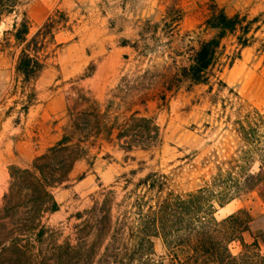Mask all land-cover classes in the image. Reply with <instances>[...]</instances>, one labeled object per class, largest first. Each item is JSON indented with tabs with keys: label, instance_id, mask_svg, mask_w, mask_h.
<instances>
[{
	"label": "rangeland",
	"instance_id": "1",
	"mask_svg": "<svg viewBox=\"0 0 264 264\" xmlns=\"http://www.w3.org/2000/svg\"><path fill=\"white\" fill-rule=\"evenodd\" d=\"M43 1L48 0H0V203L10 168L29 167L62 139L73 88L89 92L103 111L110 112L111 123L116 116L130 117L137 111L155 117L163 146L150 161L143 152L126 159L117 145L97 141L89 158L76 166L72 186L55 191L61 210L50 217L51 225L65 222L88 204L99 185L114 184L140 161L173 172L174 189L180 193L207 185L219 192L261 174L264 52L259 50L264 23L256 36L260 41L243 50L233 67L217 73L213 90L203 86L192 94L181 91L164 99L163 88L175 71L166 51L184 53L195 46L187 34L197 30L214 6L229 16H261L264 22V0H52L60 5L49 16L60 10L65 17L56 19L54 37H47V69L38 81L25 83L17 73L23 47L16 44L15 28L28 21L30 41L47 21L37 23L33 16ZM231 43L224 41L227 54L234 50ZM134 46L151 52L140 57ZM178 61L186 64V58ZM81 177L84 180L77 182ZM256 185L243 186L244 192L223 208L217 206L216 213L222 221L240 210L249 212L254 221L244 235L248 244L264 235V202ZM230 250L239 256L241 244L233 243ZM155 253L158 258L169 255L161 239L155 241Z\"/></svg>",
	"mask_w": 264,
	"mask_h": 264
},
{
	"label": "trees",
	"instance_id": "2",
	"mask_svg": "<svg viewBox=\"0 0 264 264\" xmlns=\"http://www.w3.org/2000/svg\"><path fill=\"white\" fill-rule=\"evenodd\" d=\"M58 17L65 14L56 10L30 41L28 21L15 28L16 44L23 47L17 73L25 83L38 81L47 69L43 53L48 35L54 37L57 30ZM263 23L261 16H229L214 6L197 30L187 34L195 46L184 53L166 51L175 71L163 88L164 99L181 91L192 94L203 86L213 90L217 73L233 67L243 50L260 41L256 36ZM228 39L234 47L229 54L224 46ZM260 42L259 51L264 52V41ZM133 49L140 57L151 52ZM179 58H186V64L180 65ZM68 100L69 122L62 139L29 167L10 168L0 203V264H264L259 242L264 246V235L253 238L251 244L244 239L254 221L249 212L240 210L222 221L216 218L217 206L235 201L251 182L259 184L264 202V166L260 175L248 177L245 184L237 181L231 189L218 192L214 185H207L180 193L174 189L173 172L167 174L140 161L114 184L99 185L88 204L65 222L49 224L50 217L61 210L55 191L72 186L76 166L89 158L97 141L117 145L126 159L143 152L150 155V161L163 146L155 117L137 111L130 117L116 116L111 123L110 112L103 111L84 89H71ZM157 239L164 243L168 258L156 256ZM233 243L241 244L239 256L230 250Z\"/></svg>",
	"mask_w": 264,
	"mask_h": 264
},
{
	"label": "crops",
	"instance_id": "3",
	"mask_svg": "<svg viewBox=\"0 0 264 264\" xmlns=\"http://www.w3.org/2000/svg\"><path fill=\"white\" fill-rule=\"evenodd\" d=\"M59 2L48 0V1H43V3H39V5H38L39 10H38V12L34 13V15H33L34 20L37 23H40V22H43L46 19H48L49 18V12L51 10L55 9L56 7H58L60 5Z\"/></svg>",
	"mask_w": 264,
	"mask_h": 264
}]
</instances>
